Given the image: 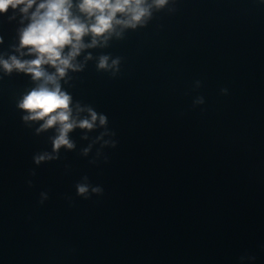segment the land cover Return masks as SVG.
I'll list each match as a JSON object with an SVG mask.
<instances>
[{
    "label": "water",
    "instance_id": "95a60500",
    "mask_svg": "<svg viewBox=\"0 0 264 264\" xmlns=\"http://www.w3.org/2000/svg\"><path fill=\"white\" fill-rule=\"evenodd\" d=\"M21 21L0 14V59L35 58L17 51ZM88 53L62 90L107 115L117 147L93 143L97 120L39 164L55 129L37 134L18 108L38 82L0 66V264H264V0H169L77 62ZM109 53L115 78L96 68ZM84 176L104 195L78 196Z\"/></svg>",
    "mask_w": 264,
    "mask_h": 264
},
{
    "label": "clouds",
    "instance_id": "9594fccd",
    "mask_svg": "<svg viewBox=\"0 0 264 264\" xmlns=\"http://www.w3.org/2000/svg\"><path fill=\"white\" fill-rule=\"evenodd\" d=\"M168 4L169 0H76L75 3L74 0H39V3L37 0H0V14H8L9 9L14 13L18 9L22 14L21 22L23 18L29 20L27 26L19 29L20 48L17 51L27 48L28 54H34L35 58L20 60L16 56H11L9 60L0 59V66L6 73H11L15 69L30 74L31 79L38 82L18 102V108L25 113L22 119L24 122L43 121L36 127L37 134L48 129H55L56 133L50 137L54 154L44 152L34 155L36 164L44 160L58 159L62 147L66 150L74 149L75 142L70 139L69 133L76 128L92 131L97 127V120L104 130L93 143L103 141L101 149L105 146L117 147L116 139H103L105 136H116V133L108 128L107 115L98 113L91 105H82L80 101H74L71 93L62 90L61 80L68 83L71 77L68 79L65 77L68 76L69 70L83 72L87 61L93 59L92 54L88 53L84 57V62H77V57L82 51L109 47V41L113 36L117 40H123L126 30L146 28L154 18V12L163 11ZM14 18V15L9 16V19ZM85 37H90V41H85ZM20 54L25 55L23 52ZM121 63L122 57L113 58L110 53L101 54L96 68L97 71L110 73L115 78L120 73ZM45 66L55 71L51 72ZM196 83L197 86L200 85V81ZM220 91L221 94H227L226 88ZM203 103V97L194 101V104ZM84 112L88 115L80 118ZM82 138L88 139L87 134ZM91 147L90 144L83 153L86 155ZM104 159L107 163L108 157L105 156ZM31 175L35 176V171ZM88 181L89 178L84 176L82 182L75 185L78 196L89 200L92 194L98 197L104 195L101 185H92ZM28 185L31 187L32 182L28 181ZM68 199L71 202V198ZM40 203H43V200ZM245 259L254 261L256 257L247 253L239 257L241 262Z\"/></svg>",
    "mask_w": 264,
    "mask_h": 264
}]
</instances>
